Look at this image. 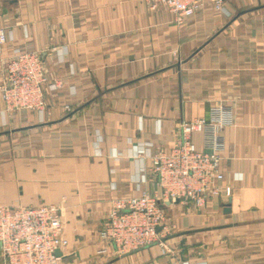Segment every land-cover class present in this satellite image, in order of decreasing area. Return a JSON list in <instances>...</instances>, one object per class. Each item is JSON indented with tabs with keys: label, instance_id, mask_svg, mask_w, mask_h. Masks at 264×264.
<instances>
[{
	"label": "crops",
	"instance_id": "obj_1",
	"mask_svg": "<svg viewBox=\"0 0 264 264\" xmlns=\"http://www.w3.org/2000/svg\"><path fill=\"white\" fill-rule=\"evenodd\" d=\"M224 6L208 1L178 23L145 0H0L10 36L0 42V83L15 48L39 52L59 82L45 88L43 117L7 110L0 94V206H62L61 264H264V0ZM218 102L235 117L222 161L231 196L167 206L174 227L163 244L106 246L98 232L113 200L157 188L149 171L142 179L135 146L167 148L181 121ZM221 249L223 261L206 253Z\"/></svg>",
	"mask_w": 264,
	"mask_h": 264
},
{
	"label": "built area",
	"instance_id": "obj_2",
	"mask_svg": "<svg viewBox=\"0 0 264 264\" xmlns=\"http://www.w3.org/2000/svg\"><path fill=\"white\" fill-rule=\"evenodd\" d=\"M149 8L167 6L178 23L192 16L204 3L212 1L218 12H226L224 0H145ZM0 29V42L6 41ZM50 82L41 54L15 48L5 64L0 94L7 110H31L42 117L47 108L45 88ZM70 109V105H65ZM232 105L213 104L208 116L180 122L177 139L167 148H155L153 142L137 144L142 179L148 171L156 183L154 192L116 198L99 228V238L120 253L160 242L167 235L165 204L180 200L194 208H204L215 198H229L232 188L224 184L222 161L227 149L224 130L234 123ZM200 136L198 142L195 138ZM117 157L118 154H115ZM150 158L147 167L144 158ZM69 243L64 234L62 208L55 203L0 206V264H59ZM105 250V248H103ZM60 251L61 254H58ZM183 264H208L204 261Z\"/></svg>",
	"mask_w": 264,
	"mask_h": 264
},
{
	"label": "rangeland",
	"instance_id": "obj_3",
	"mask_svg": "<svg viewBox=\"0 0 264 264\" xmlns=\"http://www.w3.org/2000/svg\"><path fill=\"white\" fill-rule=\"evenodd\" d=\"M179 202H181L180 200H176V201H169V202H166V204H165V208H164V211H165V215H166V222L168 223V227H167V232H166V234H169L171 231H173V223L171 222V221H169V216H170V213L167 211V209H166V207L167 206H170L171 204H176V203H179ZM61 208H62V206H60ZM202 249V248H201ZM202 252H204L205 250H201ZM184 254H185V256H193V255H198L199 253L196 251H190V250H187V249H185L184 250V252H183ZM206 253H207V255L211 258V260H217V259H219L220 257H222L223 256V251H222V249L221 250H211V251H206ZM203 254V253H202ZM219 260H221V261H223L224 260V258H221V259H219ZM204 262H206V263H208L206 260H204ZM59 264H61V261H60V263Z\"/></svg>",
	"mask_w": 264,
	"mask_h": 264
},
{
	"label": "water",
	"instance_id": "obj_4",
	"mask_svg": "<svg viewBox=\"0 0 264 264\" xmlns=\"http://www.w3.org/2000/svg\"><path fill=\"white\" fill-rule=\"evenodd\" d=\"M177 201H178V200H177ZM224 210H225V211H230V205L228 204V205L225 207ZM57 253H58V254H61L60 251H57Z\"/></svg>",
	"mask_w": 264,
	"mask_h": 264
}]
</instances>
